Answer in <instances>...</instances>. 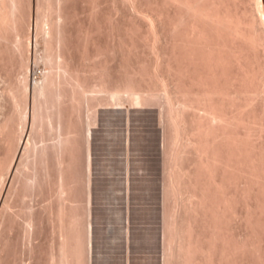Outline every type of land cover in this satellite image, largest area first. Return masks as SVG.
Returning a JSON list of instances; mask_svg holds the SVG:
<instances>
[{
	"label": "rangeland",
	"instance_id": "obj_1",
	"mask_svg": "<svg viewBox=\"0 0 264 264\" xmlns=\"http://www.w3.org/2000/svg\"><path fill=\"white\" fill-rule=\"evenodd\" d=\"M26 1L20 0L16 15L18 31L8 30L9 36L18 34L19 46L0 43V209L2 199L10 204L0 213V264H93L92 192L93 180L103 177L96 172L100 162L119 169L120 179L117 195L110 194L114 181L102 188L106 200L120 199V209L106 215L120 221V231L110 230L106 238L121 232L120 264L145 255L130 252V228L136 224L129 222V208L137 205L129 196L130 179L146 175L131 173L130 166L146 158L157 162V264H264L261 184L251 181L246 168L240 175L224 164L209 169L201 162V150L210 149L196 133L198 94L178 71L187 61L172 48L174 5L163 0ZM35 22L38 27L30 31ZM261 94L254 102L258 110L264 108ZM33 106L39 108L36 121ZM109 111L103 123L101 115ZM144 111L152 115L158 137L159 149L151 155L131 150V135L143 128L131 116ZM20 112L26 120L22 125L14 122ZM22 126L30 133L31 159L18 150L13 165L17 159L27 162L11 176L2 163L12 159ZM98 143L110 151H94ZM218 145L222 162L227 151ZM152 234L145 230L142 239L150 241Z\"/></svg>",
	"mask_w": 264,
	"mask_h": 264
},
{
	"label": "bare ground",
	"instance_id": "obj_2",
	"mask_svg": "<svg viewBox=\"0 0 264 264\" xmlns=\"http://www.w3.org/2000/svg\"><path fill=\"white\" fill-rule=\"evenodd\" d=\"M163 1L168 4L174 5L175 8V16L170 20L171 33H173L174 35L172 48L175 51V54L174 51L172 52V54H174L175 56L178 55V58H181L180 55H182V62L184 61V59L187 61L185 67L178 70L180 73V77L183 76V78H188L190 91L193 88V90H196L195 93L198 94V114L200 112V119L198 120H200V122H197L198 126L196 133L198 132L200 134L198 135L200 136V139L202 136L205 137V141L209 146L208 148L210 149L201 150V153L202 151H204L205 153V156L201 161L204 163V165L202 164L203 167L206 165L208 168H212L214 163H218L221 164V167L224 164L227 170L231 172H234L238 169V174L240 173V171H242L243 173L244 171L248 170V172L251 174L249 175L251 181L254 180V183L259 182L261 184V187L259 188H262L261 191L264 192V178L262 181L260 180V178H262L261 173L264 174V117L262 116V114H264V108L258 110L256 108L257 105L256 107L254 106V102L257 97H259L261 93H264V0ZM19 6L20 0L0 1V43H2L1 41H5V43L10 44V46H19V41L17 38H15L16 35L18 37V34H13L14 36L8 35V30H11L10 32H12V30L13 32L15 30L18 31L17 26L19 23L16 25V23L18 22V16L16 17V15L19 13ZM44 7L42 6V8ZM34 24H36V26H34ZM34 24L30 31H34V29L38 27L37 22H35ZM55 30L57 38H59L58 35H60V30L58 29V27H56ZM8 44L6 45L7 48L9 47ZM20 45L25 44H21L20 42ZM176 60L179 59L176 58ZM178 82L180 81L178 80ZM180 84H182V82H180ZM21 101L22 100H20V102ZM262 103L264 104V101L261 102V104ZM33 105L38 104H35L33 102ZM33 107V112L35 113H33L32 120L36 121L38 118V112L36 111H39V108L34 111V109H36V106ZM13 112H15V108ZM22 112L17 113L18 115H16L15 113L16 121L14 122H16L17 124H21L23 121H26L23 120L24 114L22 115ZM12 118L14 119V117ZM13 125L14 124H12L11 126ZM31 125L33 128L34 122L30 124V126ZM22 129L23 130L22 132L20 131L21 134H19V137L17 139V144L15 145L16 148L13 151V155L10 156L12 159H8L7 162L3 161L4 163H2V169L4 168V170L6 169L8 171L11 170V176H14L16 172L14 168L16 170H21L20 166H22L21 168H23L25 166V163L27 162L26 160H23L22 157L21 159L23 161H26L24 164L23 162H21V165L20 162H17V159L16 163H14L13 165L16 154L18 153L17 151L20 150V153L23 151L24 156H26L24 153L28 152L30 155L27 154V156L29 155L28 157L26 156L27 160H29L28 158H30L31 156V152H29V150L32 151V148L30 147V133L28 134L26 130L24 131V126H22ZM215 129H219V131L215 132ZM13 132H15V130L12 131L11 136L15 134ZM7 133H9V131ZM203 140H201V143ZM205 141L203 143H205ZM218 144H222L225 147L224 150L227 151V156L224 153V157L226 156V160H223L222 162L218 156L220 155L219 151H221L222 153L224 151L219 150V154L217 156L216 151L220 149V147H222ZM198 145L199 147H201L200 143ZM217 145L219 146L218 149L216 148ZM33 148L35 147L33 146ZM20 153L18 154L20 155ZM19 155L18 158L21 157H19ZM244 168H246L247 170H244ZM206 170L208 171L207 168ZM212 170H210L209 173H211ZM23 171L24 170H22V172ZM240 175L242 174L240 173ZM25 178L27 179L26 181H28L29 176ZM251 191L252 190H250V192ZM2 200V208L0 210H2L3 212H0L1 214L7 212V210L10 208V204L8 203L6 198ZM28 223L31 224L30 221Z\"/></svg>",
	"mask_w": 264,
	"mask_h": 264
},
{
	"label": "water",
	"instance_id": "obj_3",
	"mask_svg": "<svg viewBox=\"0 0 264 264\" xmlns=\"http://www.w3.org/2000/svg\"><path fill=\"white\" fill-rule=\"evenodd\" d=\"M116 112L120 113V111ZM110 113L112 111L101 115L103 123L105 117ZM131 120L138 122L143 127L131 135V150L144 155L153 154L159 149V144L157 132L152 128V115L149 111H144L131 116ZM104 132L109 133L110 131L106 128ZM99 137L102 139L103 136L100 135ZM94 151L109 152L110 150L106 149L103 143H98L95 145ZM99 164L101 167L98 170L96 169V172L103 175V177H97L93 180L92 192V202L95 205L92 210V246L95 253L93 264H102L103 261H108L110 264H120L117 252L121 248V232L115 238H106L108 231L113 229L120 231V221L115 222L106 219V215L110 210L120 209L118 206L120 199L116 196L112 200H106L102 191L103 186L107 182L114 181V188L110 194L112 196L117 195L120 190L119 169H107L105 164L103 165L101 162ZM139 170L145 172L146 175L130 179L129 199L131 203L137 206H130L129 208V222L136 224L130 228L129 238L130 252L144 253L145 255L132 257L130 264H157L153 255L158 249V233L153 226L157 219V209L154 204L159 200L157 180L153 177L157 170V162L153 158H146L141 165L130 166L131 173L138 174ZM147 212H149L148 217L146 216ZM145 230L153 233L150 241L142 239V234Z\"/></svg>",
	"mask_w": 264,
	"mask_h": 264
}]
</instances>
